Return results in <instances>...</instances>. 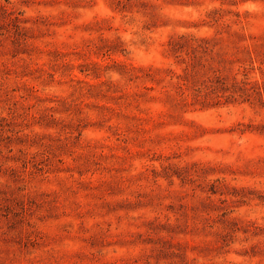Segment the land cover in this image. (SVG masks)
<instances>
[{"label":"rangeland","instance_id":"obj_1","mask_svg":"<svg viewBox=\"0 0 264 264\" xmlns=\"http://www.w3.org/2000/svg\"><path fill=\"white\" fill-rule=\"evenodd\" d=\"M0 264H264V0H0Z\"/></svg>","mask_w":264,"mask_h":264}]
</instances>
